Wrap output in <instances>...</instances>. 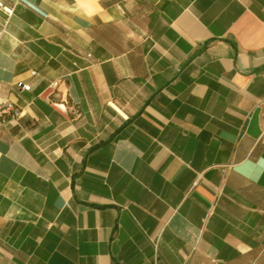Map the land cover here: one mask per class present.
Listing matches in <instances>:
<instances>
[{"label":"crops","instance_id":"0c3cea01","mask_svg":"<svg viewBox=\"0 0 264 264\" xmlns=\"http://www.w3.org/2000/svg\"><path fill=\"white\" fill-rule=\"evenodd\" d=\"M5 101L0 264H264V0H0Z\"/></svg>","mask_w":264,"mask_h":264},{"label":"built area","instance_id":"2783aa9c","mask_svg":"<svg viewBox=\"0 0 264 264\" xmlns=\"http://www.w3.org/2000/svg\"><path fill=\"white\" fill-rule=\"evenodd\" d=\"M5 9L7 10V8ZM32 74H36V71H32ZM16 84L21 89H24V90L30 89V85L23 83V81H18ZM75 112H76V115H79L78 111H75ZM3 113L16 117L20 114V111H18V109L13 105V103L5 101L0 104V114H3Z\"/></svg>","mask_w":264,"mask_h":264}]
</instances>
